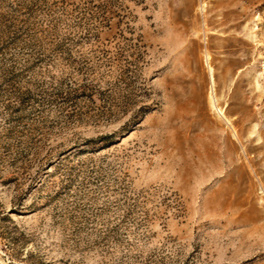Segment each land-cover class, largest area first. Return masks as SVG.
<instances>
[{"label":"rangeland","instance_id":"1","mask_svg":"<svg viewBox=\"0 0 264 264\" xmlns=\"http://www.w3.org/2000/svg\"><path fill=\"white\" fill-rule=\"evenodd\" d=\"M0 260L264 264V0H0Z\"/></svg>","mask_w":264,"mask_h":264},{"label":"bare ground","instance_id":"2","mask_svg":"<svg viewBox=\"0 0 264 264\" xmlns=\"http://www.w3.org/2000/svg\"><path fill=\"white\" fill-rule=\"evenodd\" d=\"M210 69V68H209ZM212 85H213V80H212ZM213 89V88H212ZM212 91V90H211ZM215 103V102H214ZM0 264H1V260H0Z\"/></svg>","mask_w":264,"mask_h":264}]
</instances>
